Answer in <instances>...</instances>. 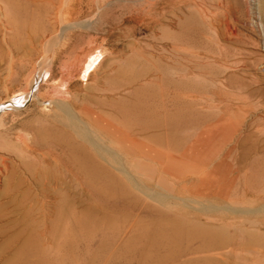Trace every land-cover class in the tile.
<instances>
[{"label":"rangeland","instance_id":"obj_1","mask_svg":"<svg viewBox=\"0 0 264 264\" xmlns=\"http://www.w3.org/2000/svg\"><path fill=\"white\" fill-rule=\"evenodd\" d=\"M47 1L0 0V264H154L170 246L146 258L141 233L159 219L211 226L218 245L184 238L162 264H264V0ZM139 103L176 140L126 178L83 128Z\"/></svg>","mask_w":264,"mask_h":264},{"label":"bare ground","instance_id":"obj_2","mask_svg":"<svg viewBox=\"0 0 264 264\" xmlns=\"http://www.w3.org/2000/svg\"><path fill=\"white\" fill-rule=\"evenodd\" d=\"M47 3L48 5H52L53 2L51 0H48ZM157 4H152L150 9L147 11V13L150 15H155L158 13L157 12L158 10L165 9V7H161V8L159 6L156 7ZM161 4L167 6L168 1L165 0L161 2ZM75 26H76V23H69L67 24L66 27L67 29H73ZM130 86H132V84H130L129 87ZM138 90L139 88H137L135 91H138ZM56 92L58 93L61 92V89L56 88ZM12 104L14 103L11 102L10 105L12 106ZM118 105L116 104V106L113 107V109L111 110V114H110L112 120L117 122L118 126L109 122L104 117H100L98 114L93 113L91 117L88 116L89 117L88 122H90L89 125L93 126V129L95 130L94 131L95 136L91 135L93 133L89 134L88 132H85L84 129L86 128H83L84 133L82 131L81 135L83 133L84 141L89 143L95 149V153L98 154V158H100L101 161L104 160V161L109 162V160H112L114 162L113 164L117 165L116 166L117 172L122 173L123 175H125L126 178H130L126 176V175H129L128 173L131 172L130 169H129L130 171L129 172L127 167L125 166L126 163H129V162L137 163L139 161H151V162L160 163L169 156L171 146L176 140L173 138L174 127L176 126L173 125V122L171 123L168 120L166 121V119L163 120V118L156 116L157 113L155 114V110H156V106L157 107L160 106L159 104L156 106L155 104L153 105L148 104L149 105L148 106V105L139 103V105L131 106V108H128V109L118 108ZM166 113L168 112L166 111ZM166 113L165 115L167 116L169 113L168 114ZM179 116H181V114ZM181 120L178 119L176 123L177 122L179 123ZM182 123L183 121L180 122V126L182 125ZM75 151L80 153L83 156L82 157L83 158L82 161L84 160L83 162L87 164H91V168H88L90 169L88 171L89 173H85V174H89L90 175L89 178L91 177L94 180L96 179L98 181V184L100 182L111 192L114 191L113 193L116 196L118 197L119 195L122 196L124 200V194L127 192L125 186L122 185L119 182V180L117 181L113 177V175L110 176V171L109 173H107L108 172L107 168L106 167L103 168V163H101L102 166H99V164H97L93 160V158H95L94 156L93 157L88 156L82 150L76 147H75ZM82 167L84 170V166ZM86 167H88V165H86ZM96 186L95 187L93 186V187L97 188L98 186L97 187ZM101 186H99L100 189L98 188H97L98 190L96 189L98 192L102 191ZM144 187L145 186H143V188ZM146 189L150 190V188H148L147 186H146ZM110 191L109 193L113 194ZM106 193L109 194L107 191ZM124 201L127 202L126 200ZM122 204L123 206L129 205V203H122ZM161 220L162 219L155 221L154 228L145 229L141 233L142 234L141 237L144 238L143 240H145V243H146L145 249L142 250L143 256L146 258L148 257L149 252H151V250H154L155 247H159L162 244L170 246L169 250L167 249L168 252L164 253L166 255L162 253L164 256L163 255L161 256L163 257L161 256L157 257V260L154 261L156 259L155 258L156 256L155 255L153 256L155 258V259H152L154 261L153 262L154 264L156 262H157L156 264H162L161 261H166L168 259L171 261L173 258L175 259V258L180 257L179 255L177 256L179 252V248L178 249L175 248L176 250H174L173 248L178 246L180 242L183 241L182 239L184 238L185 240H188V241L191 239H195V238L201 239L202 245L197 249L198 252L199 251H209L210 252L218 248V245L216 244V236L214 235L212 231V229H215V228H212L211 226H207L204 228L199 223L197 224H199L200 227L197 224H193L190 226L189 223H186L184 221L173 220L171 222L169 221L164 222V220L163 221ZM141 261H144V260L142 259Z\"/></svg>","mask_w":264,"mask_h":264}]
</instances>
